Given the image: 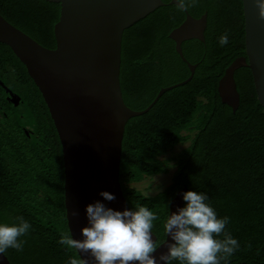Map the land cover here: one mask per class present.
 Instances as JSON below:
<instances>
[{"label": "trees", "instance_id": "1", "mask_svg": "<svg viewBox=\"0 0 264 264\" xmlns=\"http://www.w3.org/2000/svg\"><path fill=\"white\" fill-rule=\"evenodd\" d=\"M204 2L205 7L200 3L197 12L200 15L208 10V47L196 59L197 71L192 80L161 96L147 113L128 121L120 183L131 209L144 205L159 217L153 221L152 229L158 237L157 245L165 240L163 225L169 216L171 200L187 187L207 194V203L218 217H229L225 230L238 240L240 247L227 264H264V108L250 72L244 75L250 89L248 99L242 100L236 112L222 102L218 93V82L225 69L245 53L243 3L242 0ZM189 9L194 10V5L190 4ZM154 12L162 14L166 22L164 25L149 22L154 35L149 66H138L131 73L125 71V47L122 48L120 81L125 102L134 110L149 104L162 85L179 82L189 74L181 67L172 46L162 48L165 35L184 18V11H179L176 5H164ZM60 13V3L0 0V14L49 48L56 44L54 27ZM139 30L133 28L126 34L135 36L132 47L135 53L146 48ZM225 33L228 43L221 46L219 38ZM5 50L22 67L35 93L28 98L30 108H3L2 112L7 114L0 115V223H17L16 218L22 216L32 226L20 238L25 242L22 252L9 248L4 253L11 264H69L70 257L80 256L77 250L59 243L61 234L71 235L65 206L62 145L41 92L25 65L1 42L0 79H5L2 68L8 64ZM155 57L160 63L154 71ZM203 94L210 98L206 108L203 100L198 99ZM4 96L2 93L0 101L7 103ZM28 121L34 131L29 136L24 130L25 125L29 127ZM186 142L190 145L176 157V170L169 186L155 195L144 194L132 186L146 177L167 173L170 163L163 156ZM171 264L179 261L173 260ZM221 264L225 262L222 260Z\"/></svg>", "mask_w": 264, "mask_h": 264}, {"label": "water", "instance_id": "2", "mask_svg": "<svg viewBox=\"0 0 264 264\" xmlns=\"http://www.w3.org/2000/svg\"><path fill=\"white\" fill-rule=\"evenodd\" d=\"M46 1L61 4L60 18L54 27L56 48L42 45L2 14L0 42L7 44L25 65L48 107L63 150L68 227L74 238L83 239L81 230L89 223L87 205L99 201L113 210L131 209L120 183L128 121L147 113L167 90L189 82L195 67L190 65L192 75L188 79L162 88L146 109L134 110L124 101L120 81L123 33L166 4L162 0ZM242 2L247 55L234 59L218 83L222 102L233 112L240 105L235 71L246 66L252 70L257 96L264 108V19L259 17L255 0ZM206 26L207 13L199 19L188 14L186 21L170 34L176 41L177 52L188 64L181 43L192 38L204 40ZM0 85L10 93V101L19 105L20 97L14 96L1 79ZM25 133L30 135L27 130ZM103 191L112 193L115 199L106 200L101 195ZM186 191L187 187L180 189L171 200L169 215L184 207ZM73 211L77 215H72ZM152 236L157 242L153 231ZM169 242L166 234L154 253L158 264H166L159 256L167 252ZM81 258L95 264L90 254H82ZM0 264H11L5 253H0Z\"/></svg>", "mask_w": 264, "mask_h": 264}, {"label": "clouds", "instance_id": "3", "mask_svg": "<svg viewBox=\"0 0 264 264\" xmlns=\"http://www.w3.org/2000/svg\"><path fill=\"white\" fill-rule=\"evenodd\" d=\"M195 0H178L179 11H185ZM258 14L264 19V0H255ZM221 46L228 43V34L219 38ZM106 200L115 196L101 192ZM186 206L172 212L164 223V230L170 241L167 252L161 253L160 261L171 264H227L228 259L240 247L237 239L227 232L229 217H218L215 209L207 203L205 193L188 190L183 194ZM88 226L82 228L83 239L61 234L59 243L68 249H75L80 257L73 256L69 264H88L82 254H90L95 264H158L154 253L158 245L152 236L153 221L159 217L147 206L137 205L135 209L113 210L97 201L86 206ZM72 215H77L75 211ZM17 223H0V253L12 248L23 251L24 241L31 224L22 216ZM223 236V238H219ZM250 247V245H249Z\"/></svg>", "mask_w": 264, "mask_h": 264}, {"label": "flooded vegetation", "instance_id": "4", "mask_svg": "<svg viewBox=\"0 0 264 264\" xmlns=\"http://www.w3.org/2000/svg\"><path fill=\"white\" fill-rule=\"evenodd\" d=\"M171 1L170 2L163 1V2L166 5H172V6L173 5H176L175 3H171ZM206 1L207 0H205V2ZM203 2H200V3L202 4ZM199 4H198L197 1H195V3H194V10L191 11L189 9V7H188L184 11V13H185L184 18L177 25L173 26L167 32V34L165 35L166 37L164 38L165 41L162 42V48H164V46H167V47H171L172 46L174 48L175 52L178 54V56H179V58L181 60L180 61L181 67L184 68V70L187 69V72H189V74L184 79H182L179 82L162 85L159 88L156 96H154V99H152L149 102V104L145 105V103H144L145 106H142V107L140 106L141 108H143V109H140V110L146 109L156 99V97L158 96V94H159V92H160V90L162 88L170 87L172 85H175L177 83H180V82L188 79L192 75V71H191L190 65H192V66L195 67L194 72H193V77H194V75H195V73L197 71V68L199 66V60H196V59H199L200 54H201V56L204 55L203 52H205L206 49H207V47H208V43H207V34H208V29H209L208 28V10H206L202 14L198 15V12L197 11L200 10L201 7L202 8L205 7L204 4H202V5L200 4L201 7L199 6ZM155 10H157V9H155ZM205 13H207V26H206V28L204 30V38L205 39L204 40H200V39H197V38H192V39L184 40L181 43L182 52H183L184 57L188 60V62H189V64H188L186 61L183 60V58L181 57V55L177 52V49H176V45H177L176 44V41L170 37V34H171V32L174 29L180 27L186 21L188 14H190L192 17H194L196 19H199ZM243 16H244V10H243ZM153 21H155L156 23H160L162 25H164V22H166V20H165V18H164V16L162 14L155 13L153 11L150 14H148L146 17H144L143 19H141L140 21H138V23L133 24L132 26H130L129 28H127L124 31V33H123L122 48L125 47V50H124L125 51V58H124V65H123V68H124L125 71H130V73H131V72H134L135 68L138 67V66L140 68L143 65L149 66V58L152 56V47H151L152 46V42H153L152 36H154L149 22H153ZM238 22L235 21V24H237ZM239 23H241V22H239ZM140 24H143V26L141 27ZM133 28H139V29H141V30L138 31V33H139V35L142 38V42L144 44H146L145 45L146 48H145V50L143 52L135 53L134 51H132V47H134V39H135V36H134L133 33L128 34V37H126L127 36L126 34L130 30H133ZM244 29H245V16H244ZM160 35H162V33H160ZM215 37H216V34H215ZM155 38H156V40L159 39L156 36H155ZM55 41H56V39H55ZM244 43H245V41H244ZM54 48H56V44H55V47ZM244 52L245 53L242 54L241 56H246L247 55V53H246V47H245V51ZM5 53H6V56H7V59H8L7 60V63L8 64L6 65V67H3L2 68V69H5V74H4L5 79L3 80V82L12 91V93H13L14 96L20 97V103H19V105L15 106L10 101V99H9L10 93H8L0 85V88H1L0 98H2V93H4L5 94L4 98H5V101L7 102V103H5L2 100L0 101V115H2V116L5 115V114H7L6 111L2 112L3 108H20V107H22V108H30V107L27 106L28 101H29L28 98H31L30 96H32V92H34V88L31 85V83L28 80V78L26 77V75L24 74L22 67L19 64H17L16 60L13 59V57L9 54V52L7 50H5ZM168 56H169V53H168ZM238 57H240V56H238ZM159 63H160V60L157 57H155L153 59V66H152L153 69H154V71H155L156 67H158ZM245 72L246 73L247 72H250L251 73V75H252V81H253V86L255 88L253 73H252V70L249 67H247V66L246 67H242V68H239V69H237L235 71L234 77H235V81H236V84H237V89H238V91L240 93V104H241V102H242L243 99L244 100L245 99H248V96H249L248 94H249V90H250V89L247 88L248 81L244 78ZM157 74H160V73H157ZM138 75L141 76V71H138ZM143 75H144V73H143ZM193 77H192V79H193ZM255 90H256V88H255ZM167 91H169V90H167ZM166 92H164L161 96H163ZM161 96L159 97V99L161 98ZM123 97H124V101H125V95L124 94H123ZM198 99L199 100H203L205 108L210 104V98L206 94H203L201 96H198ZM125 103L130 108H133L127 102H125ZM225 105L228 106V107H230L227 104H225ZM24 130H27L30 133V135H32L34 133L33 129L30 128V127H28L27 125L24 126ZM189 145H190V142L184 148L189 147ZM184 148L182 150H184Z\"/></svg>", "mask_w": 264, "mask_h": 264}, {"label": "rangeland", "instance_id": "5", "mask_svg": "<svg viewBox=\"0 0 264 264\" xmlns=\"http://www.w3.org/2000/svg\"><path fill=\"white\" fill-rule=\"evenodd\" d=\"M28 125L30 128L33 127V124L31 121H28ZM188 143L189 142H186L184 144H180L176 146L173 150H170L165 156H163L162 159H166L170 163L168 165L169 170L167 173H160L152 177H146L143 181L139 183H134L132 184V186L136 187L141 192L147 195H155L159 193L160 191L164 190L167 186L171 184L172 177L176 170V167L174 166L176 157L178 156L179 152L185 146L188 145Z\"/></svg>", "mask_w": 264, "mask_h": 264}]
</instances>
